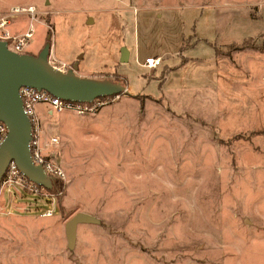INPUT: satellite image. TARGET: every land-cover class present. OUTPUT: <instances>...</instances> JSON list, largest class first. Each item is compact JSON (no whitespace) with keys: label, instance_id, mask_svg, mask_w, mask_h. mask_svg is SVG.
Listing matches in <instances>:
<instances>
[{"label":"rangeland","instance_id":"obj_1","mask_svg":"<svg viewBox=\"0 0 264 264\" xmlns=\"http://www.w3.org/2000/svg\"><path fill=\"white\" fill-rule=\"evenodd\" d=\"M11 6L34 7L16 22L24 53L48 41L52 62L127 93L82 115L36 105L65 177L52 216L0 199V264H264V0H0V15ZM78 211L96 221L69 249Z\"/></svg>","mask_w":264,"mask_h":264},{"label":"water","instance_id":"obj_2","mask_svg":"<svg viewBox=\"0 0 264 264\" xmlns=\"http://www.w3.org/2000/svg\"><path fill=\"white\" fill-rule=\"evenodd\" d=\"M36 55L17 53L0 39V120L6 124L7 133L0 144V180L7 164L13 160L20 171L33 182L50 189L51 177L43 167L34 164L29 153L31 122L22 107L18 92L20 86H32L38 90L49 91L52 95L65 100L88 102L103 96H117L127 93L124 84L109 79L84 77L76 73L77 61L70 69L62 72L54 69L49 61L51 45L47 41ZM121 61L128 60L123 49ZM95 217L78 211L65 224L66 243L69 249L75 247L77 224L92 223Z\"/></svg>","mask_w":264,"mask_h":264},{"label":"built area","instance_id":"obj_3","mask_svg":"<svg viewBox=\"0 0 264 264\" xmlns=\"http://www.w3.org/2000/svg\"><path fill=\"white\" fill-rule=\"evenodd\" d=\"M33 11V6L26 8L11 6L9 8V13L0 15V39L6 41V46L9 49L17 53H24L26 39L31 36V31H25L24 34L18 35L9 31L8 26L13 19L18 17V14L26 12L30 15ZM47 61H49L54 69H58L62 72L71 68V66L65 62L54 63L50 59H47ZM161 62V57L147 56L145 61L140 63V65L146 68H155L160 65ZM18 92L22 100L24 112L29 122H31L29 153H31L33 163L43 167L44 171L51 177V180L52 178L63 180L65 177L64 167H62L59 162H55V152L51 148L59 143V137L51 135L46 139L43 124L36 111V105L45 104L47 106L46 113L48 115H57L63 111H75L77 114L82 115L99 110L112 96L98 97L88 102L70 101L58 96L56 97L44 89L38 90L28 85L20 86ZM6 133L7 126L0 120V144ZM5 169L0 180V199H3V206H7L9 210H33V212H39V214L44 217L55 214L57 197H55L53 193L49 192L47 188L29 180L17 167L15 161L11 160ZM25 195L38 198V201L34 202L35 198L30 202H34L31 209L26 205H16V202L22 200Z\"/></svg>","mask_w":264,"mask_h":264},{"label":"crops","instance_id":"obj_4","mask_svg":"<svg viewBox=\"0 0 264 264\" xmlns=\"http://www.w3.org/2000/svg\"><path fill=\"white\" fill-rule=\"evenodd\" d=\"M22 16H23V17H22ZM24 16H25V17H28L26 12H24V13H22V14H19L17 18L13 19V20L11 21V23L9 24V25H10L9 31H12V33H14V34L22 35L24 31H22V30L19 29V26H17V23H16V22L19 21V20H21V19H24ZM24 33H25V32H24ZM196 42H197V41H196ZM208 42H211V41L206 40V43H207V44H208ZM193 45H194V44H193ZM25 46H26V45H25ZM191 46H192V45H191ZM40 48H41V46H38V44H37V45H35L32 49H30V50L27 51V52L30 53V54L35 55V54H38V53L40 52V51H39ZM33 50H34V51H33ZM214 54H215V50H214ZM215 55H216V54H215ZM148 56H149V55H148ZM146 58H147V57H146ZM161 63H162V62H161ZM187 63H188L187 61H183L182 63H179L178 65H175V66L170 67V70H169V71H172V70H181L182 68H184V67L186 66ZM172 68H174V69H172ZM76 71H77V74H78V75H81V76H85V75H86L84 72L80 71V69H79V70H76Z\"/></svg>","mask_w":264,"mask_h":264},{"label":"trees","instance_id":"obj_5","mask_svg":"<svg viewBox=\"0 0 264 264\" xmlns=\"http://www.w3.org/2000/svg\"><path fill=\"white\" fill-rule=\"evenodd\" d=\"M246 41L247 40H245V41H243V42H241L240 44L238 43V44H236V43H230V44H228L227 45V47L228 46H230V45H235V46H239V48H242V49H244L247 45H246ZM212 45L214 46V50H215V54L217 55V47L215 46V44H213L212 43ZM61 179L59 180V179H56V178H52V180H51V182H52V187L50 188V189H48V191L49 192H51V193H53L54 195H55V197H57L56 198V202L58 203V199H59V193H60V191H61ZM57 206H58V204H57ZM58 208V207H57Z\"/></svg>","mask_w":264,"mask_h":264}]
</instances>
